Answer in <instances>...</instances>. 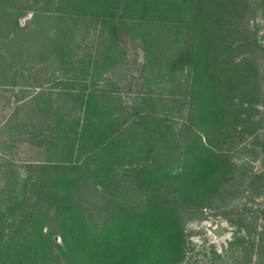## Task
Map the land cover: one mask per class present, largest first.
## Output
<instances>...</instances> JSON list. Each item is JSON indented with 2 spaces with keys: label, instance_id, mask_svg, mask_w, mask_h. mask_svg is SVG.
<instances>
[{
  "label": "rangeland",
  "instance_id": "1",
  "mask_svg": "<svg viewBox=\"0 0 264 264\" xmlns=\"http://www.w3.org/2000/svg\"><path fill=\"white\" fill-rule=\"evenodd\" d=\"M136 1L141 8L150 5L152 13L141 12L142 21L122 33L116 51L110 47L105 23L92 20L89 12L93 8L81 1H77L68 18L60 23L44 18L37 24L34 11L26 12L19 20L20 34L12 44L3 37L7 29L0 25V38L4 43L0 49V264H38V259L42 264L33 234L45 240L44 249L61 253L58 245L62 246L63 240L58 213L47 203L40 209L35 207L41 200L33 186L39 176L44 175L46 180L56 178L52 186L59 184L62 190L58 187L50 190L60 192L63 198H74L75 210L61 214L69 218L70 225L78 222L73 217L83 215L77 209L83 206L79 193L88 190L92 201L97 200L96 207L101 205L104 194L96 195V192L107 176L118 174L121 179V186L115 189L121 196H108L107 199L122 205L124 197L137 204L147 199V191L136 192L129 187L130 179H126V170L130 169L129 155L139 158L133 156L139 164L135 167L148 165L155 170L152 188L158 195L171 184L179 185L172 176H180L187 145L195 144L202 131L197 126L190 130L193 118L189 115L192 99L188 70L174 75L170 65L180 48L195 52L198 43L188 28L189 21L183 17L184 0ZM175 4L181 7L171 6ZM169 8L176 12L169 13ZM249 18L248 33L258 41L259 47L253 44L250 48H240L237 61L244 55L253 57L264 88V18L261 13H251ZM45 45L52 49L46 50ZM20 49L22 54L14 56V51ZM5 61L12 62V67ZM66 92L90 96L85 101L94 98L92 104L104 106L103 116L92 120L94 132L85 140L86 147L82 151L78 146L74 151L66 147L64 140L52 147L47 138L51 128L58 125L51 109L60 116L65 115L63 121L67 123H75L82 117L78 109L80 101L74 103L59 98V94ZM41 93L42 99L38 100L36 96ZM253 103L255 107L247 104L245 108L254 117L239 128L236 143L241 142V145L230 153L236 164L234 172L228 174L222 166L218 176L211 179L210 189L208 185L196 189L201 199L195 201L199 206L197 212L185 217L183 264L234 263L240 255L234 252L238 248L234 244L239 224L244 228L241 235L247 239L249 234L245 229L255 239L259 238L257 234H264L263 93L254 98ZM101 131L111 133L102 150L95 147ZM115 139L120 143L113 141ZM151 154L158 156V164L155 165L151 158L155 155ZM94 156L96 160L109 158L111 163L100 172L91 167L81 176L76 175L74 168L66 173L68 178L78 177L79 190H69L65 182L59 181L63 180L59 179V172L65 170L58 167L75 166ZM165 177L168 178L164 180ZM219 224L226 228L221 236L214 233ZM98 225L91 223L93 229ZM262 251L264 256V249ZM41 253L39 250L40 256ZM258 261V255L253 254V260L244 257L241 264ZM45 264L73 263L62 257L61 263L51 259Z\"/></svg>",
  "mask_w": 264,
  "mask_h": 264
},
{
  "label": "trees",
  "instance_id": "2",
  "mask_svg": "<svg viewBox=\"0 0 264 264\" xmlns=\"http://www.w3.org/2000/svg\"><path fill=\"white\" fill-rule=\"evenodd\" d=\"M77 1L93 8L89 12L92 20H102L105 23L104 27L110 35V47L114 51L119 47L122 33L129 26L137 27L142 21L141 12L152 13L150 5L145 4L141 8L136 0H0V25L3 24V28L7 29L3 31V37L8 40V44L15 42L16 36L20 34L19 20L28 11H34L37 24H40L44 18L54 19L55 22L60 23L70 14ZM176 5L181 7V4L171 6ZM182 8H185L183 17L186 16L185 19L189 21L188 28L198 43V49L194 52L180 48L170 65V70L174 75L188 70L192 99L189 115L193 118L189 124L190 130L197 126L202 131V136L195 144L187 145V157L180 176L173 177L172 172L168 173L174 181L179 182V185L171 184L164 193L158 195V191L152 188L154 182L152 175L155 170L148 165L135 167L139 164L133 156L138 160L139 158L134 154L129 155L127 163L130 164V169L126 170V179H130L129 187L136 192L147 191L149 193L147 199L137 204L124 197L123 205L107 199L108 196L120 195L115 189L121 186L118 174L107 176L104 182L99 184L96 192V195L104 194L101 205L96 207L97 200L92 201L88 190L79 193L82 195V197L79 195V198H82L80 202L83 206H78L77 209H80L83 215L81 218L71 215L78 222L70 225L69 218L61 214L75 210L74 198H63L60 192L53 193L50 190L52 187L59 188V184L52 186L56 178L46 180L44 175L39 176L33 186L37 197L41 200L35 207L40 209L47 203L58 213L60 220L58 226L61 228L60 236L63 240V245H58L62 254H55L54 249L43 248L47 246L43 244L45 241L43 238L33 234L35 243L39 245L36 246L37 255L43 258L42 264L51 259L53 262L61 263L62 257L69 259L73 264H183L185 217L197 212L199 206L195 201L201 199L196 189L204 185H208L210 189L211 179H215L216 174L218 176L222 166L228 170V174L234 172L236 164L230 153L241 145V142L236 143L238 130L248 119L254 117L248 113L245 106L253 104L255 107L254 98L261 97V93L264 98V88L260 84L262 76L255 59L244 55L237 61L240 59V54L237 52L240 48L246 46L250 48L253 44L259 47L258 41L248 33L247 28L251 13H261L264 18V0H191V2L184 0ZM172 12L176 11L169 8V13ZM3 44L1 37L0 49ZM49 45L44 46L46 50L52 49ZM22 52L21 49L14 51V56L21 55ZM5 62L12 67V62H9L11 64ZM42 95L43 93L38 94L37 99L41 100ZM77 95L67 92L58 95L68 102L80 101L78 109L83 114L75 123L64 122L65 115L60 116L59 112H53L52 109L50 111L58 120L57 127H52L51 134L47 137L52 147H57L60 140H64L66 147L74 151L75 146H78L82 151L86 147L85 140L94 132L92 120L98 119L100 115L103 116L104 106L100 108L96 103L92 104L94 98L85 101L90 96ZM72 110H75V107ZM247 116L249 118H246ZM221 134H224L223 137H220ZM99 135L100 139L97 140L95 147L102 150L104 144L109 142L111 133L101 131ZM113 141L120 143L117 139ZM96 157H87L86 161L82 163L79 161L75 166L58 167L59 170H65L59 172V179H63L59 181L65 182L69 190H79L80 182L78 183L77 176L87 173L91 167H96L97 172L103 171L111 163L109 158L96 160ZM151 158L155 165L158 164L157 155ZM163 162L167 161L163 160ZM70 168L75 169L76 177H67L66 173L72 170ZM167 178L165 177L164 180ZM159 181L161 182L160 179ZM262 187L264 189V185ZM162 188L161 186L160 189ZM59 189L62 190V187ZM92 222L99 225L93 229ZM239 225L238 238L234 244L238 248L234 252L240 255L232 264H241L244 257H248L251 261L253 254L259 257L256 264H264L262 255L264 234H257L259 238L255 239L250 236L249 230L245 229L249 234L247 239L241 235L244 228L242 224ZM69 232L71 235L68 236ZM39 250L42 252L41 256ZM38 264H41L40 259Z\"/></svg>",
  "mask_w": 264,
  "mask_h": 264
},
{
  "label": "water",
  "instance_id": "3",
  "mask_svg": "<svg viewBox=\"0 0 264 264\" xmlns=\"http://www.w3.org/2000/svg\"><path fill=\"white\" fill-rule=\"evenodd\" d=\"M225 232H226V228H225V226H223V225H221V224H219V225L217 226V228L215 229V231H214L215 235H217V236H221V235H223Z\"/></svg>",
  "mask_w": 264,
  "mask_h": 264
}]
</instances>
